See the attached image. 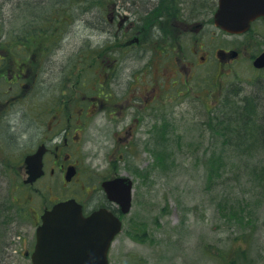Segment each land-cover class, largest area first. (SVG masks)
<instances>
[{
	"label": "rangeland",
	"instance_id": "rangeland-1",
	"mask_svg": "<svg viewBox=\"0 0 264 264\" xmlns=\"http://www.w3.org/2000/svg\"><path fill=\"white\" fill-rule=\"evenodd\" d=\"M130 1L137 4L140 0H108V4L117 6V2L130 4ZM5 4L15 5L6 8V13L15 15L5 17L4 24L11 29L26 26L32 14H48L56 5L73 6L68 8L74 16L73 22L65 25L70 32L60 41L51 73L30 90L25 102L23 111L27 116L19 120L20 127L26 129L22 134L14 131L7 120L5 122L8 145L5 146L11 159H15L14 162L8 160L9 171L1 170L0 163V210L3 211L0 264H31L25 251L35 245L39 214L54 198L71 195L83 198L81 184L66 187L58 172L54 176L49 172L32 186L22 182L26 174L18 173L17 167L24 157L23 151L40 136L31 123L32 116L39 106L51 102V95H61L59 84L70 71L66 66L70 63L73 68L76 66L85 45L95 53L97 47L104 51L106 46L105 50L111 54L114 44L108 28L104 27L109 25L105 23L107 11L102 17L98 7L82 12L79 0H0V10ZM2 13L0 11V17ZM83 14L85 18L79 16ZM255 37L224 36L218 31L214 40L206 39L211 59L204 62L195 56L181 61L190 66L185 84L180 82L178 88L168 91L164 86L152 84L142 92V88L137 89L135 93H143L142 97L169 94L164 104L160 100L152 102L149 115L134 107L139 101L132 100L128 104L132 106L127 109L117 106V101L122 104L127 100L123 98L127 92L132 93L126 91L129 79L132 82L133 78L130 73L140 68L146 58L136 59L133 64L129 59L121 60L117 75L96 76L90 71L71 74L68 87L74 95V111L85 108L84 95L100 94L96 102L102 104L80 134L83 140L77 155L82 161L81 181L96 183L109 171L130 176L134 181L132 208L123 215V230L109 252L110 264H227L233 256L230 253L242 249L247 264H264V181H255V176L249 175L250 155L254 156V162L260 159L263 151L259 150L261 147L256 140L264 136V70L253 66L255 57L264 50V41L259 42ZM250 39L254 40L247 42ZM216 48L237 50V57L223 62L219 56H214ZM131 64L134 66L130 67ZM162 66L164 71H170L168 66ZM157 77L158 74L154 79L158 84L166 80ZM251 92L258 95V122H263V128L248 129V138L244 141L248 143L247 148L236 151L233 145L226 144L222 134L211 130L218 125L211 121L224 119L219 128L226 126L235 117L233 109ZM114 106H117V119L111 115L116 111ZM134 111L139 112L140 122L138 127L134 126L131 145L126 147L127 140L120 139L116 133L130 121L134 123ZM217 115L221 118L215 119ZM238 142L241 143L242 138H238ZM210 156L213 157L211 165L219 168L222 164L221 172L214 177L209 172ZM89 199L98 200L86 194V200ZM5 207L12 212L9 217ZM3 219L6 221L2 222Z\"/></svg>",
	"mask_w": 264,
	"mask_h": 264
},
{
	"label": "flooded vegetation",
	"instance_id": "flooded-vegetation-1",
	"mask_svg": "<svg viewBox=\"0 0 264 264\" xmlns=\"http://www.w3.org/2000/svg\"><path fill=\"white\" fill-rule=\"evenodd\" d=\"M220 5L221 0H140L137 4L117 2V6L116 4L109 5L106 13L108 20H105V23L109 25L105 24L104 27L108 28L109 38L114 44L112 53L105 50L106 46H104V51L97 47L95 53L90 50L88 45H85L83 53H80V60L77 59L76 66L73 68L71 63L70 66H66L70 71L65 74L59 84L61 95L58 97L57 93L51 95V102L46 106H39L35 115L32 116L31 123L35 125L40 136L36 137L35 144L27 146L23 151L24 157L20 159L17 167L18 173L21 171L26 174L22 178V182L32 186L42 181L49 172L50 176H54L58 172L66 187L79 183L83 193V198L82 195H80L81 197L71 195L62 199L54 198L45 208H51L59 200L75 197L82 204L85 216H89L100 208H107L115 215L122 217L120 206L108 198L103 187L105 181L117 178L116 171L114 173L109 171L107 174L101 175L100 180L96 183L81 181L79 176L81 175L82 161L77 152L83 140V136L80 134H83L89 119L93 116L94 111H97L96 108L101 107L102 104L96 102L100 99V94L91 97L84 95L82 100L85 108H79L78 112L74 111V95L68 87L72 81L71 74L90 71L94 72L96 76L117 75L122 64L121 60L129 59L133 64L135 61L137 62L136 59L146 58L140 68L130 73L133 78L132 82L129 79L126 91H132V93L128 94L127 92L123 96L127 100L122 104L117 101V106L127 109L132 106L128 105L132 100L139 101L140 104H134V107L142 114L149 115L153 109L152 102L160 100L164 104L169 98V94L156 95L154 93L142 97L143 93L138 95L135 91L142 88V92L148 89L151 84L164 86L167 91L173 87L178 88L180 82L185 84L186 73L190 66L181 61L195 56H199L198 59L204 62L211 59L210 50L206 48V44L209 43L206 41L207 38L214 40L219 31L224 36L247 38L248 35H254L257 41H264V15H259L252 20L247 30L243 32H229L217 24L216 15ZM12 6L15 7V5L5 4L0 10L3 12L2 18H4L0 19V33L2 34L0 36V163L2 165H0L1 170L6 171H9L8 160L11 159L9 149H6L8 146L5 135L6 123H9L13 129L15 128L14 131L19 130L23 134L26 128L20 127L19 119L27 116L26 111L23 110L26 109L25 102L30 97L29 92L36 87L43 76L51 73L49 70L53 68L58 48H60V41L64 39L65 33L70 32L69 28H65V25H71L73 22V14L68 9L73 6L56 5V7L68 9L64 12L67 20L61 19L62 15L55 16L61 19V22H57L51 20L52 16L49 14H32L33 17L30 21L28 20L26 26L11 29L6 27L4 22L7 20L5 17H15L14 14L6 13V8ZM78 7L86 12L96 6L78 4ZM98 8L100 17L104 16L106 12L104 7ZM79 16L85 18L84 14ZM95 22L99 21L95 20ZM254 39L247 40V42ZM87 43H89L88 40ZM233 51L237 50L216 48L214 56H219L221 61L226 62L231 60ZM132 64L130 67L134 66ZM162 65L168 66L170 71H164ZM126 69L124 68V73H126ZM149 74L152 76L149 77ZM156 74H158L157 79L164 77L166 80L158 84L154 79ZM189 77L187 75V80ZM117 83L119 86L118 81ZM105 100L108 101V99ZM117 106H114L116 111L111 113L116 119ZM125 109L121 110L120 114ZM138 113L136 111L133 113L134 116L136 114L134 123L130 121L125 127L117 130V137L127 140L124 145L126 147L131 145V139L135 132L134 126L138 127L139 125L140 116L137 115ZM40 147L44 150L41 160L42 174L35 182L26 183L29 175L25 159L28 155L37 152ZM113 151H116V147ZM108 156L110 157L109 154ZM13 159L15 158L11 160L13 161ZM68 176H70V180H67ZM86 194H91L98 200L93 202L91 199L86 200Z\"/></svg>",
	"mask_w": 264,
	"mask_h": 264
},
{
	"label": "water",
	"instance_id": "water-1",
	"mask_svg": "<svg viewBox=\"0 0 264 264\" xmlns=\"http://www.w3.org/2000/svg\"><path fill=\"white\" fill-rule=\"evenodd\" d=\"M259 15H264V0H221L216 21L225 30L243 32ZM253 64L264 68V51ZM41 158L42 151L27 157L30 174L27 182L41 176ZM104 187L123 212L130 210L133 181L129 177L107 181ZM121 228L120 218L106 209L85 217L75 199L59 202L42 214L32 264H109V248Z\"/></svg>",
	"mask_w": 264,
	"mask_h": 264
},
{
	"label": "trees",
	"instance_id": "trees-1",
	"mask_svg": "<svg viewBox=\"0 0 264 264\" xmlns=\"http://www.w3.org/2000/svg\"><path fill=\"white\" fill-rule=\"evenodd\" d=\"M80 1V5L82 4H88L90 6H96V7H104V9L107 11L109 8V4H108V0H79ZM106 4L105 6L100 5L97 6L96 4ZM62 6V5H60ZM93 9V8H92ZM91 9V10H92ZM111 10V9H110ZM68 11L67 8L64 7H55V8H51L49 9V16H52L50 19L53 21H57V22H61V19L63 20H67V18L64 15V12ZM82 11V10H81ZM83 12V11H82ZM54 15H62L63 18H56ZM74 18V16H73ZM0 19H2V16L0 17ZM0 36H2V34L0 33ZM77 64V63H76ZM226 107H228L227 104H225ZM260 112V108H259V103H258V95L255 94L254 92L248 94V95H244L241 99V101L239 102V104L236 105V108L233 109V113L235 114V117L232 118L231 121L226 123V126H222V128H219V124L220 122H224L223 120H220V122L215 121L211 123H216L218 124L217 126H213L211 128L212 131L216 132V134H222V136L224 137L223 140L226 141V144L228 145H233L235 147L236 151H242L244 149L247 148L248 143L246 142L244 144V141H247V139H245L246 137L248 138V133L247 130L248 129H255L257 128L262 129V123L263 122H258V116ZM221 118V115H217L215 119ZM214 119V118H213ZM257 119V121H256ZM206 123L207 120H204ZM229 124V125H228ZM215 134V133H214ZM238 138H242V142L243 144L238 142ZM256 142H259V146L261 147V149L263 152L259 155L260 159L258 161L254 162V156L250 155L251 158V170L249 172L250 176H255V181H264V136L259 138V141L256 140ZM258 150V151H259ZM247 151V150H245ZM255 155V153H254ZM213 157H209L210 159V163H209V172H210V176H215V175H219V173L221 172L220 168L222 166H219V168L215 167V164L211 165L213 159ZM249 159V158H247ZM222 163V162H221ZM255 173H253V172ZM255 174V175H254ZM209 176V177H210ZM211 180V179H210ZM212 181V180H211ZM222 202H224V200H221ZM6 208V215L7 217H9L12 212H8L9 207H5ZM224 211V210H223ZM18 212H21V210H19ZM3 211L0 210V216L2 215ZM243 219L244 216H241ZM6 220L3 219L2 222H5ZM231 255L233 254V256L231 257V260L228 261L227 259V264H247L246 262V256H245V251L244 249L242 250H236V252L234 253H230Z\"/></svg>",
	"mask_w": 264,
	"mask_h": 264
},
{
	"label": "bare ground",
	"instance_id": "bare-ground-1",
	"mask_svg": "<svg viewBox=\"0 0 264 264\" xmlns=\"http://www.w3.org/2000/svg\"><path fill=\"white\" fill-rule=\"evenodd\" d=\"M131 2V4H133V2L132 1H130Z\"/></svg>",
	"mask_w": 264,
	"mask_h": 264
}]
</instances>
